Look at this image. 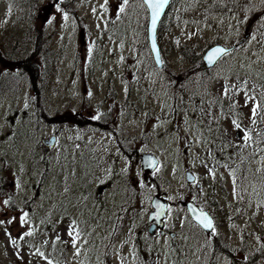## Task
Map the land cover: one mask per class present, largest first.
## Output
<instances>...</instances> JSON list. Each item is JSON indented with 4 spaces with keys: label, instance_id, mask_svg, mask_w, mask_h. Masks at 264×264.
<instances>
[{
    "label": "rangeland",
    "instance_id": "374dc122",
    "mask_svg": "<svg viewBox=\"0 0 264 264\" xmlns=\"http://www.w3.org/2000/svg\"><path fill=\"white\" fill-rule=\"evenodd\" d=\"M56 3L0 0V221L15 217L0 264H264V0H172L160 69L142 0L119 15L121 0ZM212 44L232 51L204 70ZM143 153L159 160L145 175ZM160 194L166 230L149 235ZM188 201L212 210L211 233Z\"/></svg>",
    "mask_w": 264,
    "mask_h": 264
},
{
    "label": "snow or ice",
    "instance_id": "6c2138e0",
    "mask_svg": "<svg viewBox=\"0 0 264 264\" xmlns=\"http://www.w3.org/2000/svg\"><path fill=\"white\" fill-rule=\"evenodd\" d=\"M143 2H144V4L147 5V7L149 9H151V13H152V15H151V27H152L153 30H155L156 24H157V20H158V18L160 16L161 12L165 8V5H167L169 3V0H143ZM105 3H107V0H105ZM128 3H129V0H121V4L118 6V9H117L118 15H119V13H123L124 12L125 6ZM54 7L56 8L57 11L61 10L60 7H59V0H57V3L54 5ZM67 18H68L67 13H64V19L67 20ZM48 23H51V20H49ZM153 48H155L154 39H153ZM89 51H91V49H89ZM224 52H226L225 49L215 48L212 51L211 55L208 56L209 62L214 61L216 56H218L219 54L224 53ZM232 87L235 88V85H232ZM228 92H229V87L227 85H225L224 86V95H227ZM248 99H251V98L249 97ZM257 107L258 106H254L252 108L253 117H255L256 114H257ZM98 118L99 117H93V119H98ZM233 124H234L236 129L240 128L239 123H237L236 121H233ZM249 138L250 137L248 136V134L246 132L244 139L247 140ZM234 194H235V189H234ZM7 203L8 202L5 201V204H7ZM157 207L158 208H163V205L157 204ZM169 211H171V209H169ZM160 214H162V213H158V215H160ZM26 216H27V213H23L20 216V225H21V227H24V225L27 222L26 221ZM14 220H15V217H13L12 219H10V220H8L6 222L5 221H0V223H9V224H11ZM200 222L203 225V227L206 228V229H212L213 228L212 220L206 214L202 215V217L200 218ZM73 232H74V229L70 225L69 226V231H68V236L71 238L73 246L75 247L76 241L78 239V234L74 235ZM9 235H10V233H9ZM30 235H32L31 231L23 232V233L20 234L19 239H23L25 236H30ZM57 239H59V237H57ZM13 243L15 244V241H13ZM78 251L79 250L77 249V252Z\"/></svg>",
    "mask_w": 264,
    "mask_h": 264
},
{
    "label": "water",
    "instance_id": "95a60500",
    "mask_svg": "<svg viewBox=\"0 0 264 264\" xmlns=\"http://www.w3.org/2000/svg\"><path fill=\"white\" fill-rule=\"evenodd\" d=\"M167 5H165V8L161 12V14H160V16H159V18L157 20V24H156L155 30H153L152 27H151V15H152V13H151V9L148 8V10H149V23H148V28H147L148 42H149V45H150V48H151V51H152V54H153V59H154V61L156 62V64L159 67L161 66V62H160L159 48H158V45L156 43V31H157L158 23H159L160 19L162 18L163 14H164V12L166 10ZM153 39H154V42H155V48H153ZM215 48L225 49L224 47H222L220 45H216V46H213L210 49H208L207 52L205 53V55L203 56V61L205 62V65L207 67H211L223 54H225L227 52V49H225L226 52L219 54L218 56H216L214 61L209 62L208 56L211 55L212 51ZM54 141H55V138L52 137L48 141H43V144L45 146H50V145L54 144ZM142 162H143V170L144 171L145 170L152 171L155 168L156 164H157L156 159L150 154L144 155L142 157ZM186 179H187L188 182L192 181L193 178H192L190 173H187ZM157 204L163 205V208H158ZM152 208L154 209V212H151L149 214V221L155 220L158 223V226L161 227L162 226V222L161 221H162V218L164 217V213H165V203L161 199L154 198V200L152 202ZM188 211L191 214L192 218L195 219L196 221H198L201 224L200 218L202 217V215H205V214L197 212V210L194 207H191L190 205H188ZM158 213H162V214L158 215ZM153 229H154V226H152L149 229V232L150 233L153 232ZM204 229H206V228H204Z\"/></svg>",
    "mask_w": 264,
    "mask_h": 264
},
{
    "label": "bare ground",
    "instance_id": "6f19581e",
    "mask_svg": "<svg viewBox=\"0 0 264 264\" xmlns=\"http://www.w3.org/2000/svg\"><path fill=\"white\" fill-rule=\"evenodd\" d=\"M146 41H147V46H148V43H149V42H148V36H147V33H146ZM154 65H155V64H154ZM45 116H47L48 118L51 117V116H48V114L44 112V118H45ZM44 148H47V147L44 146ZM170 236L173 238V237H174V234L172 233V234H170Z\"/></svg>",
    "mask_w": 264,
    "mask_h": 264
},
{
    "label": "trees",
    "instance_id": "16d2710c",
    "mask_svg": "<svg viewBox=\"0 0 264 264\" xmlns=\"http://www.w3.org/2000/svg\"><path fill=\"white\" fill-rule=\"evenodd\" d=\"M26 59H27V58H26ZM26 59H25V60H26ZM35 66H36V65H35ZM35 69H37V66H36ZM30 74H31V73H30ZM39 113H40V112H39ZM42 113L44 114V111H42ZM45 119L48 120L49 122H51V121L53 122V119H52V118H48L47 116H45Z\"/></svg>",
    "mask_w": 264,
    "mask_h": 264
}]
</instances>
